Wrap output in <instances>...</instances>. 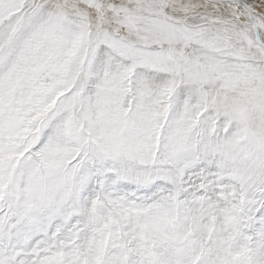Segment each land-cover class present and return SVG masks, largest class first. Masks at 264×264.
Wrapping results in <instances>:
<instances>
[{"label": "snow or ice", "instance_id": "6c2138e0", "mask_svg": "<svg viewBox=\"0 0 264 264\" xmlns=\"http://www.w3.org/2000/svg\"><path fill=\"white\" fill-rule=\"evenodd\" d=\"M0 264H264V0H0Z\"/></svg>", "mask_w": 264, "mask_h": 264}]
</instances>
